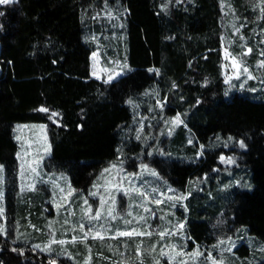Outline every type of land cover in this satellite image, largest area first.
<instances>
[{"label": "trees", "instance_id": "obj_1", "mask_svg": "<svg viewBox=\"0 0 264 264\" xmlns=\"http://www.w3.org/2000/svg\"><path fill=\"white\" fill-rule=\"evenodd\" d=\"M104 1L0 5V165L5 177L13 183L17 179V123L48 126V168L66 172L79 191H87L99 172L119 159L132 167L147 160L153 146L166 155L152 154L150 166L184 190L214 175L222 143L243 140L246 148L234 176L246 171L250 181L216 198L191 193L189 248L214 242L212 225L220 214L264 245V87L255 93L227 91L221 0H121L124 59L131 70L112 82L92 77L91 56L97 48L92 37L103 33L97 20L115 10ZM245 1H233L242 14ZM101 41L108 44L106 38ZM159 102L165 104L162 109ZM177 116L182 123L176 132L162 136L161 125ZM12 189L6 195L14 228L28 229L17 240L11 233L0 234V264H85L86 247L47 254L28 240L30 229L32 235L45 229L39 220L45 194ZM235 252L248 256L249 248L241 244ZM100 259L96 252L91 264ZM259 264H264V252Z\"/></svg>", "mask_w": 264, "mask_h": 264}, {"label": "rangeland", "instance_id": "obj_2", "mask_svg": "<svg viewBox=\"0 0 264 264\" xmlns=\"http://www.w3.org/2000/svg\"><path fill=\"white\" fill-rule=\"evenodd\" d=\"M233 1L221 0L225 33L222 42L223 75L225 82L227 81L228 93L243 90L255 93L264 87V66H261L264 63V54H262L264 53V3L262 0H246V7L243 10L246 12L242 14L234 8ZM104 4L115 10L101 13L99 17L103 21L97 20L101 23L100 31L103 33L92 37L97 44L91 56L92 77L112 82L131 69L124 59V36L126 38V35L124 33L123 36L125 21L123 11L120 9L122 2L121 0H105ZM96 17L98 16L95 15L93 19H98ZM101 38H106L108 44L104 45ZM248 48L252 51L242 55ZM226 51L229 54L227 59ZM232 57H235L241 66L239 72L232 66ZM242 67L248 68L247 75L242 72ZM248 75L253 78L248 79ZM164 105L162 102L157 103L160 109ZM138 114L140 116L141 111ZM176 118H168L161 125L162 136L169 137L176 132L182 123L181 119L179 123H176ZM51 119L56 121L55 115H52ZM13 134L18 144L15 183L5 177L4 166L0 165V216L2 218L0 228L4 230L5 236H10L11 233L12 238L17 240L24 235L20 231L28 229L16 224L14 228V220L11 210L8 209L6 195L9 191L8 187L13 185L12 190L15 189L19 194L28 191L45 194L39 217V220L42 219L41 222L46 224L45 229L39 230L36 235H32V229H30L32 232L27 231L29 236L31 235L28 240H32L37 249L47 254H64L62 252L69 246L79 252L82 247H86L88 256L85 258V264L93 262L96 252L102 257L97 264H181V261L185 264H246V262L259 264L264 245L257 237L247 233L246 229L231 226L223 214L214 220L212 225L214 242L206 246L208 248L198 244L189 248L188 242L187 216L190 207L187 201L191 193L196 192L202 196L208 194L216 198V195L227 192L231 187L244 184L247 186L250 181L246 171L240 173L239 178L234 176L236 172L233 168L238 167L241 151L246 148H240L239 143H222L223 151L218 159L219 168L214 175L202 177L184 190L173 187L156 168L150 166L148 159L152 154H158L159 151L162 157L166 155V152L156 151L153 146L149 150L151 154L147 160L144 158L132 167L119 159L103 168L87 191H79L73 187L66 172L48 168L51 144L46 124L17 123L13 126ZM149 141H156L157 145L160 143L156 138L152 140L149 138ZM221 157L224 159L222 160ZM228 158L232 159V163H227ZM152 172L156 175H152ZM211 180L213 183L210 182ZM133 189H139L140 192L145 193L149 200L159 199L162 203L159 205L148 203ZM241 189L251 190V187H241ZM181 197L185 198L181 199ZM144 207L152 211L146 212ZM88 208H91V214H86ZM109 209H111V216L108 215ZM97 211L101 212V218L92 219L91 216ZM125 221H131V223L126 224ZM81 224L84 225L83 230L80 228ZM132 229L147 231L151 235L111 238L117 232ZM97 232L104 238H93ZM160 232L168 234L161 238ZM85 233H88L87 237ZM220 241L224 243L221 244ZM241 244L249 248L248 256H241L235 252ZM138 247L140 255L136 252ZM197 251L202 255L193 257L192 253ZM79 252L76 256H71L73 261L78 260ZM162 252L166 255H162ZM177 252L181 255H177Z\"/></svg>", "mask_w": 264, "mask_h": 264}, {"label": "snow or ice", "instance_id": "obj_3", "mask_svg": "<svg viewBox=\"0 0 264 264\" xmlns=\"http://www.w3.org/2000/svg\"><path fill=\"white\" fill-rule=\"evenodd\" d=\"M12 2H13V0H0V5H7V4H10ZM262 3H264V0H262ZM237 31H239V29H237ZM251 51L252 50L250 48H248L242 55H247ZM262 54H264V53H262ZM228 57H229V54L226 51L225 52V58L227 59ZM232 66L234 68H236L238 70V72L241 70V66L238 64V62H237V60H236L235 57H232ZM261 66H264V63H262ZM242 72L247 75L248 74V68L247 67H242ZM237 78H239V77L237 76ZM252 78L253 77L251 75H248V79H252ZM40 111H47V110L46 109H40ZM52 115H56V114L53 113ZM175 122L176 123H179L180 122L179 116H177ZM137 138H139V136ZM229 139H231V137H229ZM238 143H239V147L240 148H245L246 147V145H245V143H244L243 140L239 141ZM221 159L223 160L224 158L221 157ZM227 163H232V159L231 158H228ZM152 175L155 176L156 173L155 172H152ZM133 190L136 191L139 195L143 196L144 197V200L146 202H148V203H156L157 205H159L160 203H162V201L159 200V199L149 200L148 196L145 193L140 192L139 189H133ZM153 191H155V189H153ZM183 198H185V197H181V199H183ZM169 199H173V197H169ZM85 203H87V201H85ZM140 206H143V205H140ZM144 211L151 212L152 209L147 208V207H144ZM91 212H92L91 208H88L86 210V214H91ZM108 215L111 216V209H109ZM129 215H131V213H129ZM91 218L92 219H95V220H99L101 218V212L97 211L94 215L91 216ZM141 219H143V217H141ZM125 223L126 224H130L131 221H125ZM180 227H183V225H180ZM80 228L83 230L84 225L81 224L80 225ZM3 233H4V230L2 228H0V234H3ZM167 234L168 233H166V232H160L159 233V235L161 236V238H163ZM87 235H88V233H85V237H87ZM133 235L144 236V235H151V233L150 232H147V231L141 232V231H139L137 229H132L130 231L117 232L116 235L113 236V237H111V238L112 239H115L116 236H128V237H131ZM93 238L103 239L104 237H103V235L101 233L97 232L96 235ZM53 242H55V241H53ZM60 243H63V241H60ZM220 243L223 244L224 241H220ZM37 247H39V246H37ZM136 252H137V255H140L141 254L139 247L137 248ZM162 255H166V253H163L162 252ZM177 255H181V253L177 252ZM199 255H202V253H200L199 251L192 253V256L193 257L199 256ZM181 264H185V262L181 261Z\"/></svg>", "mask_w": 264, "mask_h": 264}]
</instances>
